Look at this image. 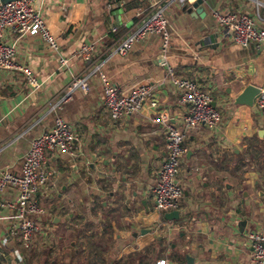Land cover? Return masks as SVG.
I'll list each match as a JSON object with an SVG mask.
<instances>
[{"label": "crops", "instance_id": "obj_1", "mask_svg": "<svg viewBox=\"0 0 264 264\" xmlns=\"http://www.w3.org/2000/svg\"><path fill=\"white\" fill-rule=\"evenodd\" d=\"M154 1L168 2L32 0L69 58L64 66L41 37L5 32L17 62L41 85L33 88L22 73L0 69V173H19L31 139L57 117L76 140L72 155L46 154L51 174L35 194L44 212L31 215L41 231L29 247L16 208L4 205L17 201L18 190L0 189V264H113L160 239L165 250L153 264H186V255L193 264H255L247 235L264 234V158L252 157L258 145L264 156V111L234 100L246 85H264V47L234 43L213 12L245 13L264 29V0H204L203 17L172 2L164 9L166 48L159 34H150L126 56H110ZM88 42L89 58L74 55ZM76 76L86 77L88 90L76 88L62 101ZM103 76L124 91L148 84L142 109L112 120ZM178 77L209 92L221 112L216 127H184ZM167 124L183 131L186 148L178 175L183 193L172 219L157 209L152 193Z\"/></svg>", "mask_w": 264, "mask_h": 264}, {"label": "built area", "instance_id": "obj_2", "mask_svg": "<svg viewBox=\"0 0 264 264\" xmlns=\"http://www.w3.org/2000/svg\"><path fill=\"white\" fill-rule=\"evenodd\" d=\"M185 3L187 0H168L162 5L158 1L152 2L149 11L137 22L133 32L126 34L112 50L111 55L126 56L133 44L143 41L150 34H159L162 47L166 48L169 35L166 29L167 19L164 9L172 2ZM219 25L231 33L234 43L247 46L250 43L257 47H264V29L257 28L249 15L242 13L236 17L232 13L221 14L214 11ZM5 32H14L19 36H39L57 54L60 66L67 65L69 58L60 54L56 38L46 27L40 11L32 0H14L0 5V69L15 70L23 74L33 88H39L40 81L23 64L17 62L14 43L4 41ZM93 50L91 42L83 43L74 55L89 58ZM104 62L99 64L102 66ZM174 84L180 90L181 101L187 105V112L183 116L185 128L202 124L208 128L216 127L221 121V112L213 102L209 92L200 87L192 79L185 77L174 78ZM80 88L88 90L85 76L74 77L65 95L66 101L71 92ZM104 106L112 120L137 113L142 109L145 98L150 92L148 84L133 86L129 90H121L118 86L107 81L103 76ZM152 105H154L152 103ZM254 105L264 111V85L259 86V92L254 99ZM165 118V116H162ZM166 155L161 162L157 180L152 187L156 207L162 212L176 210L182 196V186L178 180L180 163L186 151L184 133L176 126L167 124L165 129ZM76 136L72 127L61 117H57L51 128L33 137L26 152L21 170L13 173L4 170L0 173V189L11 186L18 190L17 201L4 205L16 208L20 217L18 231L25 247H29L35 235L41 231V226L31 215L44 212L35 196L37 191L46 184L51 172L48 170L46 154L52 151L74 153ZM252 245V260L255 264H264V234L249 232L247 235ZM156 264H165L157 261Z\"/></svg>", "mask_w": 264, "mask_h": 264}, {"label": "water", "instance_id": "obj_3", "mask_svg": "<svg viewBox=\"0 0 264 264\" xmlns=\"http://www.w3.org/2000/svg\"><path fill=\"white\" fill-rule=\"evenodd\" d=\"M14 0H0V5L8 3ZM204 0H187L183 4V8L186 9L188 12H191L192 16H201L205 15V11L203 10L202 2ZM259 92V87L254 84H248L245 88L238 94L235 98L234 102L237 104H246L248 106H252L255 97ZM165 217L168 219L177 218L178 217V210H171L165 213ZM187 263L186 264H193V258L189 255L185 256Z\"/></svg>", "mask_w": 264, "mask_h": 264}, {"label": "trees", "instance_id": "obj_4", "mask_svg": "<svg viewBox=\"0 0 264 264\" xmlns=\"http://www.w3.org/2000/svg\"><path fill=\"white\" fill-rule=\"evenodd\" d=\"M258 145V144H257ZM259 153L253 154L254 158H264L262 156L263 148L261 145L257 147ZM165 250V246L162 245V240H158L156 243L146 246L140 250L130 252L126 255L121 256V258L116 261L113 260V264H153L155 259L159 257ZM45 254V253H44ZM45 255L48 256V253ZM103 261V260H102Z\"/></svg>", "mask_w": 264, "mask_h": 264}]
</instances>
